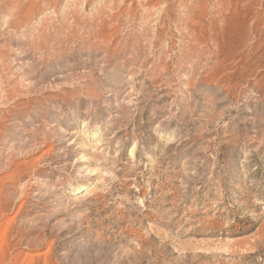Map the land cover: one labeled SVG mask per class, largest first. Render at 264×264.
<instances>
[{
	"label": "rangeland",
	"instance_id": "rangeland-1",
	"mask_svg": "<svg viewBox=\"0 0 264 264\" xmlns=\"http://www.w3.org/2000/svg\"><path fill=\"white\" fill-rule=\"evenodd\" d=\"M0 264H264V0H0Z\"/></svg>",
	"mask_w": 264,
	"mask_h": 264
},
{
	"label": "bare ground",
	"instance_id": "bare-ground-1",
	"mask_svg": "<svg viewBox=\"0 0 264 264\" xmlns=\"http://www.w3.org/2000/svg\"><path fill=\"white\" fill-rule=\"evenodd\" d=\"M2 133H3V131H2ZM3 135V134H2Z\"/></svg>",
	"mask_w": 264,
	"mask_h": 264
}]
</instances>
